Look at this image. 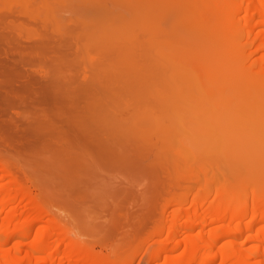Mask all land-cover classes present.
Returning <instances> with one entry per match:
<instances>
[{"label": "rangeland", "instance_id": "rangeland-1", "mask_svg": "<svg viewBox=\"0 0 264 264\" xmlns=\"http://www.w3.org/2000/svg\"><path fill=\"white\" fill-rule=\"evenodd\" d=\"M191 1L0 0V17L40 9L49 31L63 32L74 49L65 51L72 62L59 61L51 71L61 82L54 100L41 105L13 97L12 86L5 85L8 76L0 73V155L55 212L69 238L98 260L159 264L153 257L162 242L178 224L192 220L176 212L192 208L200 192L225 188L235 204L245 188L263 185L264 154L257 137L245 133L251 123L244 120L264 114L257 100V108L251 102L244 110L243 104L261 98L245 93L264 83L237 73L238 48L221 50L224 40L238 38L247 27L230 29L224 1L217 0L222 11L210 0L222 9L221 18L213 15L210 1ZM42 29H23L17 37L26 41ZM78 34L83 40L74 37ZM4 49L19 50L15 44ZM130 52L134 60L126 66L123 56ZM260 55L251 53L247 60L256 64ZM37 61L29 67L41 77L48 71ZM95 81L104 89L76 91ZM71 82L78 85H71L75 94L67 89ZM218 117H224L221 125ZM217 201L215 193L209 195L205 210Z\"/></svg>", "mask_w": 264, "mask_h": 264}, {"label": "bare ground", "instance_id": "bare-ground-1", "mask_svg": "<svg viewBox=\"0 0 264 264\" xmlns=\"http://www.w3.org/2000/svg\"><path fill=\"white\" fill-rule=\"evenodd\" d=\"M197 1L198 0L191 1L193 2L191 4H196ZM199 1L201 2V0ZM207 1L209 3L210 0ZM212 1L210 2L212 3ZM223 1L226 4V6L223 4V7H228L226 9H229L231 13L229 14L230 16L227 15V19L225 16L226 12L228 14V11L223 13L225 16L222 15L226 20H232H229L231 24H228L240 30L242 26L247 28L244 29V33H242L243 27L242 31L235 29L236 32L240 31L242 34L236 39L228 38L224 40V42H222V45L223 43L224 45L221 50L227 51L238 48L236 61L233 57L235 61V63L233 62L235 70L237 71L238 69L241 71L240 73L243 74H241L242 77L244 76L246 78V80L244 78L245 81L252 78L258 80L259 83H264V0H221V4ZM202 2L204 1L202 0ZM214 3L219 4L217 0ZM215 4L213 5L215 6V8L213 7V15L218 14V17L221 18L220 13L222 9V11H224V8L219 4V8H222L219 10ZM71 9L73 8H70V11H72ZM216 9L220 12H215ZM38 10L40 9L32 10L29 8L25 11H11V18L4 14V16L0 17V37L5 40V44L0 45V73H5V75L8 76L5 80V85L12 86L13 97H20L25 101L29 99V102H31L32 99L41 105L47 103L48 100L49 102L50 100H54L52 95L53 89L61 82L59 83L54 76L50 75L52 74L51 71H53L55 65L58 64L59 61L63 63L69 62L71 59L67 58V56L70 54H66L65 51H67L66 49L74 51V49L67 46V44L70 45L67 43L68 41L66 42L63 40V32L61 36H59L60 34L57 35L56 33V35H54L53 32L51 33L52 30L49 31L48 26L51 25L46 24V18L44 19L42 12ZM243 13L245 15L242 16L244 17L242 23L240 22L242 20L239 19L242 18L240 15ZM21 18H25L27 21H20ZM59 24L64 25V27L62 26L63 31H67L64 29L66 23L62 24L61 22ZM37 25L43 28L40 33L35 32L38 34H33L31 31L33 35L30 34L26 37V41H21L17 37V35L23 32L21 30H36ZM233 26H231L230 29H234ZM117 29L118 28L114 29L113 32L119 33V29ZM209 32L210 31H208V33ZM74 37H76V39H82L81 37L79 38V34ZM74 39L75 38L69 40L73 45L78 42L79 46L80 42ZM62 41L65 44L67 43L66 47H64L65 44H63ZM12 44H15L19 50L12 49L8 53L4 48ZM124 44L123 46L128 45L126 43ZM79 48L78 50L80 51L81 49ZM69 51L67 52L69 53ZM136 52L137 51H135V53ZM251 53L253 55L261 54L258 56L255 62L256 64H251L254 63V61L249 63L247 60V57H250ZM129 54L124 55L123 57L127 56L124 59L121 58V60H124V63L128 61L127 64H129V62H131L130 60H134V58L132 59L134 53L131 54L130 52ZM128 57H131V59ZM77 59L75 57V60ZM80 59L82 60V58ZM34 60H38L40 63L45 64L47 69L42 71L45 72L47 70L48 73L42 74L41 77L37 73L38 71L35 72L36 75L32 74V67H29V65L34 63ZM239 60L241 61L239 62ZM247 62L250 65H248ZM127 64L125 63L126 66H129ZM99 68L100 67H98V70ZM96 71L93 70V72L98 75V71ZM101 72L99 70V74ZM90 73L91 71L89 74ZM23 79L24 81L21 83ZM255 82L253 83L259 84L257 81ZM97 83L96 81L92 82V86L91 84H84L83 86L79 84V90H76L78 85L75 86L74 82L68 83L69 85L66 86H68V91L75 86V90L78 92L80 90L83 91L86 86H89L91 90L95 91V93H93L96 94L100 91L101 87L104 89L103 86H101L102 84L98 85ZM113 84L118 85V83L114 82ZM71 85L74 86L71 87ZM105 86L108 87L107 84H104V87ZM90 89L88 90L87 87L86 90L90 91ZM72 93L75 94L74 92ZM263 93L264 85L263 87L261 86L259 91L257 90V92L251 93V95L245 93V97L247 98L248 96L259 94H261V98L255 97L256 99H251L250 97L251 100L249 99V101L243 104L244 110H246V107H248L251 102L254 106L263 104L262 106L260 105L261 107L259 105V107L256 106V108L258 107L257 110H260V113L264 114ZM255 101L258 104H255ZM76 102L75 100L74 103ZM1 103L2 100L0 99V104ZM78 103L75 107L77 110L81 107ZM92 107L93 106H90V110ZM52 113L53 111L51 114ZM223 119L224 117H218L216 123L222 122ZM39 121L40 120H38V122ZM244 123H251L245 133L248 136L257 137L258 150L264 154V117H249L244 120ZM34 124L36 125V123ZM39 124L41 126L42 123L39 122ZM219 128L218 130H220ZM10 164L11 162L9 159L0 155V264H114L111 262L112 260H110V258L107 259V257H105L106 259H96V253H86V248L84 249L85 245L80 247L78 240L75 241L73 237L72 239L69 238L71 233L65 230L66 228L61 227L62 224L59 225L60 221L58 220V223L56 214H53L55 212L34 196L35 194L33 195L31 189L26 187L22 183L23 180L21 181L18 176L15 175L16 173L14 174L13 170H11L12 168L9 167ZM260 187L261 188L257 190L253 186L245 188L235 204L231 201V197L229 196L231 194H229L225 188H218L214 191L208 190L206 193L200 192L201 194L199 193L197 195V200L192 208L183 207L176 212L177 218L189 217L192 218V220L178 224L171 230V233L168 234L165 241L162 242L161 247L155 252L153 260H156V263L159 262V264H264V182ZM212 193H215L218 201L216 204L212 205L214 207L205 210V204L209 195ZM186 202L187 200L180 201L181 204ZM159 233L163 234V230H160ZM70 239L72 241H70Z\"/></svg>", "mask_w": 264, "mask_h": 264}]
</instances>
